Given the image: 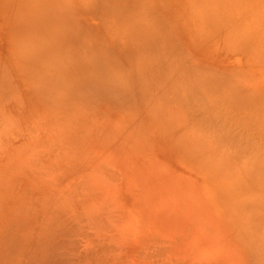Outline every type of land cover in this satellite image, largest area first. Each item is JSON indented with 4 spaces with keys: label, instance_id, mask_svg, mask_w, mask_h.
<instances>
[{
    "label": "rangeland",
    "instance_id": "rangeland-1",
    "mask_svg": "<svg viewBox=\"0 0 264 264\" xmlns=\"http://www.w3.org/2000/svg\"><path fill=\"white\" fill-rule=\"evenodd\" d=\"M25 1L26 0H22V1L21 0H0V24L2 25V26H0L1 27L0 28V54H1L0 57L2 56V58H5V60L6 59L8 60L9 57L13 58V55H12L13 53L15 56L16 48L13 49L12 51H10V50L7 51L6 46L10 45L11 44L10 42L12 40H15L18 37L17 36L18 34H17L15 29L17 27L22 26V22H23L22 20L24 18L23 12H33V14H34V11H35L36 17L34 18L32 16V20L30 21V23L33 22L34 24L35 23L40 24L41 22H38V21H41V19H43V18L44 19L46 18L45 19L46 22L48 21L47 22V25L49 24L48 28H46V26H47L46 22H43L44 28H43V30L41 29L42 32L40 30V32L38 33L39 34L38 36L41 38H39L37 36L38 37L37 40H36V38L34 39L36 44H37V42L43 43V41L44 42L49 41V40H46V38L50 37L51 35H53L54 38L50 37V39L52 38L55 41L59 37L60 38L62 37V39H64V37H65L64 31H66V29L65 28L63 29L62 27H60L62 25L60 23L62 21L63 22H70V20L68 21V19H70L69 16H68V18H66L67 16L66 17L64 16V18L61 17L65 14L67 15V13L69 12L67 10L68 6L66 7L65 6L66 4L64 2L62 3V1H66V0H62V1H60V0L52 1L51 0L52 5L54 4L53 6L58 7L59 8L58 11H60V13L62 12L61 14L59 12H57V8H55V7L52 8L53 6L50 5V3H49L50 0H43V1L42 0H27V2H25ZM35 1H37V2H35ZM80 1H82V2L86 1L90 4L89 7H93V8H97V9H99V7H101L100 5L102 2V0H98V1H96V0H79V2ZM109 1H110L109 3L111 5H108V6H112V9L114 8L115 12L114 11L110 12L112 10L111 9L109 11L111 14H107L105 16L106 19L104 22H107L110 24V25L106 26L105 36L111 37L114 34L113 39H114V41H115V39H117L116 44H119L120 40H121V42L124 41L123 40L124 39L123 30L128 29V27L131 28L133 26L131 28V31H133V29L135 27L136 32H134V33H136V34H138L137 30L144 28L140 31V32H142V35L141 34L138 35L139 37H141V36H143L144 32H145L144 34H147L146 36L141 38L142 41H144L146 38H149V40H151L150 39L151 37L153 38L151 41L153 45L151 44L150 41H149L150 43L148 42L149 44L147 43L150 46V48L152 46V48H151L152 50H150V48H149V50L148 49L143 50L142 46H144V45L146 46L147 45L146 43H142L141 41H139L141 43L137 42L136 39L139 37L136 34L135 35L137 36V38L132 36V34H130L131 33L130 30L127 32L128 34H126V36L129 37L128 39L131 40V44H130L131 46H129L130 47L129 49L124 50L125 52H128V53L124 54L125 56H123V58L127 62V64L123 63V66H125L126 69L129 68L130 65L128 63L133 61V60H136V58L139 57L138 56L140 54L139 52H142L141 50H143L144 51L143 54H145L144 56H147V59H145V61H144L145 62L144 68L146 67V71L144 72V75H142V77L145 78V81L149 82L150 77L151 76L153 77L155 75V74H152V70L155 71V69H156V72L159 71V73H157V74H159V76H156L157 75L156 74L153 77L154 80L158 79L157 80L158 82H155L152 78H151L152 79L151 82H149L151 85L150 89L151 90L153 89V92H151V90L148 89L150 91H148V97L144 98L145 103L144 104L142 103L140 105L137 104L136 107L144 110L145 109L144 106H146V104H148L150 102L148 105L152 104L153 106L151 105L148 107H152L153 110H154V108H156V111L153 112L154 114L158 113L157 111L159 109H161L162 106H165V107L167 106L168 109L163 108L164 110L170 109L171 106L169 107V105H173L172 103H174V101H172V100L176 99V97H174L171 94V96H172L171 99L170 98L166 99L169 101V103L171 101V103L169 104L168 101L166 102L163 95H160V97H161V99H164V100L156 99V97H154L155 93H156L154 90L156 89L157 92H159V91L161 92L162 87L161 88H155V87H157L156 84H158V86L163 85V87H164L166 82L169 80L168 76H167L169 73H166V71H168V70H166L167 67H165L166 69H161V71L158 70V69H160V67L163 68V66L166 65V64H164L165 60L163 59V57L165 56L164 57L165 59H166V57H169L171 61L169 60L168 64L173 63V65H175V64L172 60L175 61V59L179 58L178 59L179 61L178 60H176L177 62L175 61V63H177L176 67L179 69V75H178L179 79L177 80L179 85L176 82L175 86L177 88L179 86V88H178L179 91L175 90V91H173V94H175V95L179 94V96L181 95L182 96L181 98H183L182 100H183L184 104H185L186 98H187L186 100H191L189 98H193L194 103L197 104L196 107H193V106H195V104L192 101H190L193 103V104H191L192 106H190V107L194 108L195 110L192 111L193 109L191 110V108H190V110H188V112H190V111H192V112L188 113V112H186L187 109H185L183 107L182 109L184 111H181V112H183L182 114H184V115H186V114L188 115V116H186V118L188 117L187 119H189V116L192 119L196 118V120L194 119V121L197 122L199 120L198 123L195 124L193 122V120L190 121L191 120L190 119L189 123H187V126L190 125V126H188L190 128V132H188L189 129L188 130H187V128L184 129L185 128L184 125L187 122V119L184 117V119H186L185 120L186 122L181 123V124H183L182 127H184V128H182L181 131H178L181 134H184L183 129H184V131L186 130V132L189 136L187 138H191V140L193 141L191 147H189V148H191V150H190L191 152L189 150H184L180 147L177 148L175 146H172L170 143H168L169 138H172L175 135L174 130H171L170 132H166L168 129L165 130V127L169 126V125L163 126L162 124H156V123H155V125H152L149 123L148 120L143 119V117H141L139 114L135 115V116H129V113L127 110L130 108L134 109L133 105L130 106V108H125V107H127L126 105H128V104H124V103L123 104L122 103L117 104V103H114V102L109 100V101H104L105 104L102 101H99V103L101 102V106H100L99 103L98 104L96 103V102H98L99 98H96V96L90 90H88V93H87V91L85 90L86 87H84L85 86L84 81H82V79L80 78V80L76 81L77 86L73 83V85L75 86V91H77V93L74 92V95H75L74 98H72L73 96L71 97V99H70L71 104L69 103V104L65 105L64 107H57V106L49 105L46 108L45 106L43 107L42 106L43 103H41L39 101H37L35 103L32 102L31 103L32 105L30 103H29L30 105L27 104L29 106L22 105L21 107L26 106L23 109L22 108H16L15 106L12 107L11 105H9L8 107L7 106L5 107V110H6L5 113L7 115H11V117H9V119L16 117V118L12 119L13 122L18 120L17 119L18 116L24 121V123L22 121H20V124H18L19 122L17 121L18 123H16V124H17V126H19L16 128L17 130L15 129V131L8 134L5 138H3L0 141V148H1V146H6V144L8 142H12V141L16 142L15 145H14V142H12V144L14 146H16L15 149L10 148L9 149L10 151L7 150V153H6V156L4 157V159L5 160L8 159V160L5 162L9 163V161L11 162L13 159H15L16 161H12L11 162L12 164H15V162H18V161H21V162L25 161L27 163H36L37 167L40 170L43 167L47 174L49 172H53L52 176L50 178V182H49L50 184L48 183L47 186H45L47 189H50L53 191H57V189L62 190L64 188L68 189V187H70V186L75 188L79 185L78 187H80L83 184H86L85 182L87 181V179H88V181H89V179L90 180L93 179V180H91V183H94V184H97L99 182V184H101L102 186L100 185V187H98L99 185L97 184L98 190H102L103 188H104L103 192L108 190L106 193H102L99 191L100 193H102L101 196H103V194L110 195L111 198H110V196H108V198H110L111 201L113 200V202H116V203L111 202V204L113 203L112 206L116 207L117 206L116 204H119V207L121 208L120 209L117 206L116 208H114V210L117 208H118L117 211L120 210V211H118L119 213H117V211H115V212L117 213V216H118V217L117 216L116 217L118 219H120V217H121V219H122V221L120 220L121 222H119V226L121 224L120 227L122 229H119V227H117L118 231H113L114 227H116L118 225L117 221H119V220H117V218H115L116 214L113 215L114 210H112V212H111L112 213L111 216L113 215L114 218L109 216L110 214H107V212H106L107 210H102L100 216L98 215L97 216L98 218L95 219V221L96 220L98 221V219H99L101 222H103V221L109 222L110 219L111 220L115 219L112 221L113 229L110 230L111 235H113L112 231L118 233L121 230L122 232H120V234L118 233L119 235L116 234L118 236H113V238H111V236L108 237L106 235L108 237V239L105 236V240H112V239L118 240L119 239V242L125 241L126 242V243L124 242L125 243L124 246L126 247L125 249H127V251L129 252L127 254L126 250L124 251V248H123L124 246L122 245L123 242H120V243H122L121 245L119 243L118 244L114 243L115 247H114V244L111 242H109V243L113 244V245H110L112 247L108 246L109 245L108 242H105V243L103 242L104 245L107 243L108 245H106V246L110 247V249H113L114 252L110 253V254L115 255V254L123 252V254L126 255L127 258H131V254H132L133 250L135 249V251H137L139 249L138 245H140L144 241V240L142 242L140 241L141 240L140 238H142L140 236L145 237L146 235H148L147 237H145V238L143 237L142 239L147 238L149 240L150 239L153 240V237L149 236L150 234L151 235L153 234L154 238H156L154 240L162 241L163 243H162V245L160 244V246H158V247L156 246V248H157L156 250L158 251V253H156L157 251L154 252L155 249H153V246H152V248H149L150 246L149 247L146 246L149 249L148 251H150V249H153V252L156 254H160V253L164 254L163 251H160V250H163V248H165V249L167 248L169 250H166V253L167 252H174V253L178 254L177 255L178 257H181L182 259H184L183 256H185L186 259L183 260V262H185L184 264L187 263V261H185V260H188V263L190 262L189 260H191V259H187V257L192 258V261L190 264H194L195 262L213 264V263H216V262L222 260V257L224 255L227 256L228 258L232 259V260H234L236 258H242L243 257V251L242 250L244 247H242L240 242L237 240L238 239V233L236 234L235 227L233 228V224L235 225V223L232 219L229 220L228 218L223 216V214L221 212L222 206L225 208L224 211L227 212L228 208L226 210L225 204L227 206H230L229 204L231 202H233V200L229 204H228V202L232 197H235L233 195L235 192H232L231 194H230V192H228V194L226 192V194H225L222 191V193L220 194L214 188V186H213L214 184H212L209 177H207V175L205 173L201 172L200 169H198L196 167L197 165H190V163H226L228 161L229 163L232 164L233 162L238 161L237 162L238 164L236 162L232 164L233 167L226 165V167L227 168L229 167V170H231L230 174H231V172L232 173H238V172H235L233 170V168H235L234 166H236L235 169H237L238 168L237 165H239V163H241V164L244 163L242 165H245L247 163L245 165L246 167L248 166V164H250V166L254 165L253 169H251V172H249L248 169H250L252 167L249 168V166H248V168H246L245 166L239 165L240 170L243 169L242 171L246 174L245 175L242 173L241 175H244V177H243L244 179L247 176L246 177V178H248L247 181H245L244 179H243L244 181L238 180V179L236 181V178H234V176L232 174H231L232 176L229 174L227 176L228 177L230 176L229 178L233 177L236 181V184H237V182H239V184L237 185L238 188H236V191H238L236 193L237 194L239 193L240 194L239 196H242L245 194H250V193H248L247 190H246L247 193L246 192L245 193L243 192V194L240 193L241 187L244 186V184H246V182H248V181L253 182L251 179H255V182H256V179H258L259 175L262 176V179H260L262 184L260 183V181L258 182V184L261 187H263V190L261 187H259L257 185V183H254V185H257L254 187H259V188L255 189L259 192H260V189L262 191H264V186H263L264 181H262L264 179V172H263L264 171L263 170L264 169V166H263V164H264V160H263L264 159V157H263L264 156V154H263L264 153V146L263 145L264 144L263 145L261 144L264 141L260 142V140H261L260 138L262 136L264 137V135H262V136L258 135L261 132L260 129L261 128L264 129V127H263L264 124H262L263 125L262 127H261V125L259 126V124H258V123H260V124L264 123V0H130L131 1L129 4L130 6L129 5L119 6L120 3L118 2V0H109ZM116 1L118 2L117 4H116ZM156 1L159 4L156 6H152L151 4H155ZM30 2H31V4H30ZM38 2L41 3V5H39ZM42 2H44L45 4H43ZM36 3H38V4H36ZM57 3L60 4V6H58ZM1 4H3V5L1 6ZM9 5H11V6H9ZM24 5L28 6V7H30V6L32 7V5H34L33 8L35 7V10L32 11L33 8L28 9V7H27V9L25 11L26 7H24ZM42 5H43V7H41ZM117 5H118V7H117ZM44 6H45V9H43ZM36 7H37V9L39 8V10H41V11L45 10V11L41 12V17L39 15L40 12H39V10L36 9ZM49 7H51L52 10ZM60 7H62V8H60ZM64 7H65V10H64ZM117 8H120L121 9L120 11H122V13L121 12L119 13L118 12L119 10ZM53 9H55L56 12ZM60 9H62V10H60ZM21 10H22V12H21ZM52 11L54 13H52ZM88 11H89V9H88ZM44 12H46V15L42 14ZM37 13H38L39 17L37 16ZM57 13L60 14L61 18H63L62 21H61V18L59 19V15ZM80 13H83V11L81 9H80ZM53 14L58 15V16L56 15L54 17V20L57 19V22H56V20L54 21L52 19L54 16ZM149 14H150V16H149ZM83 15H84V17L79 16V20H80L79 22L81 24H83V26H84V28H86V30H88L87 26H85V24H84V21L86 24H88L86 21V18L88 19V17H85L86 16L85 12L83 13ZM157 16L159 17L158 19H157ZM18 18L21 20L19 21ZM171 18H173V19H171ZM64 19L67 21H65ZM88 20L91 21L92 19L89 18ZM153 20L156 21L155 25L153 24L154 23ZM158 20L160 21V23L158 22ZM170 20L174 21V23L176 24L173 26L178 27V28L172 27L173 28V31H172L173 38H171V34L167 35V32L164 30L165 28L168 30V22H170ZM151 21H153V22H151ZM113 22H116V24H117L116 28H118V29L113 27V24H114ZM65 24L66 23H63L62 26L63 27L65 26L66 28H68L69 24H66V25ZM135 24H138L139 27H140V25H142L143 27L137 28L138 26L136 25L137 26L136 27ZM54 25H58V26H54ZM148 26H150L152 28L150 29V27H148ZM54 27L57 28L56 30H58V28H60V29L62 28L63 33H60V30H59V35L57 34L58 31H56L57 33L52 32V30L54 31V29H53ZM117 31H121V34H119V32H118V36H115L116 35L115 33H117ZM179 31L182 33H185L188 36V38L191 40L192 46H186V43L183 42V40L181 38V34L179 33ZM150 32H154V34L150 35ZM68 33H71V32L68 31L67 35H69ZM5 34L6 35L8 34L7 37ZM40 34L42 36H40ZM56 34L58 36H56ZM60 35H62V36H60ZM154 37H159V39H156ZM168 37L170 38V40ZM155 39L158 40L159 42H156ZM40 40H42V41H40ZM129 40H127V42H129ZM146 40H148V39H146ZM146 40H145V42H146ZM172 40H173V42H172ZM67 41H63L62 42L63 44L60 43L59 47H57L59 50H61L60 51L61 53L57 52L58 50L56 51L57 48L52 50L51 56L53 58L54 57H58V58L60 57V56H56L57 53H59L61 55L62 54L73 55L72 52H74V51L78 52L81 49L80 46L82 45V42H79V41H82V40H76L75 39V40H71L70 42H67ZM3 42H5V43H3ZM15 43H17V42H15ZM139 44L140 45L142 44V46L140 47ZM69 45H71V46H69ZM135 46H137V47H135ZM16 47H17V45H16ZM70 47H74V48H70ZM75 47L76 48L79 47V48H77L78 50H76ZM154 47H156L158 49L155 50ZM18 49L19 48H17V50ZM54 50H55V52H54ZM70 50H72L71 53H69ZM2 51L3 52L5 51L6 53L2 54ZM147 51L151 52V53L148 54ZM146 53H147V55H146ZM173 53L178 54V56H180V57L182 56V58H184L183 62L181 61L182 59L180 57L174 56ZM75 54L77 55V53H75ZM162 54H163V56H162ZM111 56L117 58L116 56H114L113 52L111 53ZM144 56L141 57L142 58L141 60L144 59L143 58ZM186 57L188 59H190L191 61L194 60L193 61L194 63L191 62L190 60H188ZM2 58H0V59H2ZM153 58H155L156 61H154ZM160 58H162L164 61L161 59L162 60V62H161ZM54 59H57V58H54ZM77 59H79V58H77ZM124 59H122V60H124ZM148 59L149 60L151 59L154 62H152L150 60L149 63H147ZM157 61H159L160 63H157ZM150 62H151V64H150ZM155 62L157 64H161V65L156 66ZM184 62H187L188 66H186ZM146 63L148 66L146 65ZM153 63H154V65H153ZM150 65H152V66H150ZM151 67H152V70H150ZM199 69H201V70H199ZM147 72L150 73L151 76H149L150 74H148ZM145 74H146V76L147 75L148 76L146 77ZM161 75H163V76L166 75L167 77L165 79H163V78H161L162 77ZM212 79L216 82V85L218 87V90H217L218 96H221V97H218V101H215V106H216L215 110L217 112L214 113V111H215L214 109H212V111L211 112L209 111V112H210L211 116H214V118L218 120L219 123H222V122L225 123L226 122L225 124L223 123V129L224 130L222 129V130H219L218 132L215 130H217L218 127L220 128V126H222V124H220V125L217 124L218 122L216 120H215L216 126H218L217 129H215L216 126L212 124V123L215 124L214 121L213 122L210 121L209 125L212 124L211 126L205 125L208 123V121H206L205 119H204V123L205 122H207V123L203 124V122H200V120H203L202 117L200 118V116L204 112L200 108H202L203 106H206L210 97L206 95L207 97L205 98V94H203L201 92H200L201 94H198L199 92L196 91V90H198V91L200 90L199 89L200 87L198 85H200L202 83L207 84L210 80L213 81ZM164 80H166V81H164ZM194 80L196 81L197 85L192 83ZM159 81H161V82L159 83ZM187 81H189V82H187ZM153 82L156 84H153ZM161 83H164V84L161 85ZM198 83H200V84H198ZM187 84H189L190 86ZM192 84L194 86H192ZM147 85L149 87V84H147ZM81 87L85 90V93H87V94L83 95L84 92H80L83 90ZM176 87H175V89H177ZM180 87L183 89L181 90ZM211 87H212V85H211ZM80 88L82 90H80ZM195 88H196V90H195ZM213 88H216V87L213 86ZM213 88H212V90H215ZM158 89H160V90H158ZM184 90L187 93L186 95H185ZM234 90H235V92H237V95L235 96V98L236 97L238 98V99H236V102H237L239 107L236 106V103H235L234 105H231L229 108V104L224 103L225 100L228 98H224V97H228L231 94H235ZM181 91L183 92V94L180 93ZM238 91L241 94V96L238 93ZM174 92H176V93H174ZM203 92L205 93V90H203ZM156 94H158L156 96H159V93H156ZM81 95H82V97H81ZM86 95H88V96H86ZM183 95H184V97H183ZM83 97L85 99L86 104H81L82 102H79L83 99ZM90 97H92V98H90ZM75 98L78 99L77 100L78 104H76L77 102L75 101L76 100ZM91 99H93L92 101H95L94 104H93V102H91ZM146 99H148L149 101L148 100L146 101ZM182 100H181V102H182ZM83 102H84V100H83ZM175 102L177 103V100H175ZM183 102L182 103L179 102L180 105L178 106V108L174 107L173 109H175V108L180 109L181 105H184ZM216 102H217L219 108L222 107L221 108V109H223L222 113H218V111L221 109L218 110V108H217L218 106H217ZM222 103L224 106L222 105ZM107 104L109 106H107ZM219 104H221V105H219ZM177 105L175 104L174 106H177ZM240 107H244L243 108L244 110ZM9 108H10V110H9ZM226 108H228V114L231 112V114L229 116H227V119H228L227 121H225L226 118H223V119L219 118L220 116L225 117L222 114L226 115V113H227ZM238 108L240 110H238ZM173 109H171L172 111L170 110L171 113L174 112ZM196 109H197V111H196ZM229 109H230V111H229ZM15 110H17V111H15ZM20 110L22 112H20ZM124 110H126L127 112L125 111L126 113H124L123 112ZM224 110H226V112H224ZM170 111H168V112H170ZM240 111H246L247 115H250V114L253 116L255 115L254 117H258L257 119L260 118V120H258L259 122L254 121L256 119L252 120L250 117H248V119H250V121H249V123L247 122L248 124H246V121H247L246 120L247 118L245 116L246 112H241L244 114L243 115V114L239 113ZM196 112L198 113L197 115H196ZM248 112H250V113H248ZM252 112H254V114H252ZM171 113H169V114H171ZM127 115H128V118H127ZM204 115H206V112L204 113ZM215 115H220V116L218 117ZM231 115H232V118H235L236 120H238V122H234V125H236L235 127H237L236 129H234V125H232L234 119L231 118L233 121L231 119H229L231 117ZM244 116H245L244 119L246 121L245 120L242 121L243 118H241V117H244ZM184 119H183V121H184ZM219 119H222V120L219 121ZM239 119L241 120L240 124H239ZM138 120H140V121H138ZM230 120L232 121V123L230 122ZM251 120L253 123H255V124H252V126H250ZM25 121H27L29 125L26 124L27 122L25 123ZM36 122L39 123V126L33 127V128H36L35 130H38V131H34L33 128L31 129L32 132H34V134H31V132L28 130V128H26L28 131L23 129V128H25L24 127L25 125H26V127H27V125L32 126ZM228 122H229V124H228ZM38 123H36V125ZM199 123L201 126L197 125ZM243 123L246 124V127L248 129L246 127H244L245 125ZM174 124H176V123L174 122ZM241 124H243V125H241ZM256 124L258 127L254 128L256 126ZM224 125L226 127H228L229 129L225 128ZM239 125H240V127L242 126L241 129H240V127H238ZM214 126H215V128H214ZM252 127H253V130H252ZM244 128H246V130ZM207 129L208 130L210 129L209 130L211 132L210 134H209V131ZM225 129H227V130L225 131ZM233 129H234V131L232 133L231 131ZM237 129H238V133L235 132V131H237ZM255 129H256V131H255ZM211 130H213V132ZM247 130H249V131L251 130V131L249 132ZM214 131H215V133H214ZM221 131H223V133ZM240 131H242L243 136H242V134H240L241 133ZM28 132H30V134L32 136L35 135L34 136L35 138L38 137L37 138L38 140H40V141L42 140L43 144L47 143L46 145H48V142H49V145L47 146V148H42V146L37 145L41 149H39V152H38L39 156L38 155L36 157L34 156L35 158H33V156H32L34 150H32L30 148V147H33L34 145H33V143L28 142L29 138L30 137L32 138V136H30V134ZM204 132H205L204 137H206V134H207L208 139H212L213 135H215V136H213V138L217 137L216 138L217 141L219 140V138H221L220 142L218 141L219 144L215 142L216 140L214 138L213 140H211L212 145L211 144H204L203 145V146L208 145L207 147L214 146V147H212L213 149H215L217 147L216 151L214 150L215 152L211 148L209 150H207L208 154L210 156V158H208L209 159L208 161L205 160L203 156H201V155H203L204 150L201 152L196 151V148L199 147V146H197L199 144V140L202 139L201 136L204 135ZM224 132H226V133L230 132L225 136L226 141H224V138H225L224 136L220 137L222 134H224ZM243 132H245L247 136L246 135L244 136L245 133H243ZM236 133H237V135L235 136ZM252 133H253V139H251ZM263 133L264 132H261L260 134H263ZM239 134L242 137L238 136ZM184 135H186V134H184ZM254 135H256V136H254ZM228 136H230V138L227 140ZM16 137H18V138L15 139ZM256 137L259 138V141H256V143H255L254 139L257 140ZM263 137H262V140L264 139ZM238 138H240V141L237 140ZM241 139H244V140H241ZM246 140H249V143L246 142ZM252 140H254V141H252ZM201 141L205 142L206 139H203ZM243 141H245L248 144V147L246 146L247 144L245 142L243 143ZM240 142H242L243 144H246V145H244V146H246V148H244L243 145H240ZM257 142H260L261 146H258L259 143H257ZM22 143H24V144H22ZM206 143H207V141H206ZM209 143H210V141H209ZM215 143L218 146H215ZM234 143H235V145H234ZM20 144H22V146ZM253 144L254 145L257 144V148H252L254 146ZM17 145H20L22 148L18 147ZM251 145H252V147H250ZM10 146H11V143H10ZM17 147H18V149H16ZM241 147L244 148L243 149L244 151L240 149ZM249 147H250V150H252L253 152H256V151H258V152L257 153L252 152V153H250V155L247 154L249 151ZM24 149L25 150L27 149V151L25 152ZM33 149H35V147ZM198 149L199 148H197V150ZM257 149H259V150H257ZM245 150L247 151V153L245 152ZM23 151H24V153L22 154L23 158H21V156H19V152L22 153ZM30 151H32V152H30ZM209 151L211 152V154H213V152H214L213 155L216 154L215 157H213V156L211 157ZM260 151L262 153V157L260 155L261 154ZM196 152L199 154H197ZM205 152L206 151H204V153ZM249 152H251V151H249ZM258 153H260V154H258ZM255 154H257L256 156L259 155L261 158L259 156H258V158L254 157ZM206 155L207 154H205V156ZM9 157H10V159H9ZM24 157H27V158H25V160H24ZM36 158H38L39 160H37ZM252 158H254V159H252ZM249 160H251V161H249ZM259 161H262L263 164L262 163L259 164ZM21 162H18V163H21ZM228 162H227V164H228ZM249 162H251V163H249ZM255 163L262 165V167L257 166V164L255 165ZM255 166L257 168L259 167L260 169H262L261 170L262 173L257 172V170H255ZM92 169H94L95 171H93ZM255 171H256V173H255ZM227 172H229V171L227 170ZM91 173H93L95 176L92 175ZM95 173H100L101 176L99 174L96 175ZM249 174H252L253 176L256 175V178L253 177L252 175L250 177ZM102 175L104 177L109 176L107 179H110V181L107 180V182L109 181L107 183L106 180H104L106 178H104ZM215 175H217V174L215 173ZM215 175H213V176L215 177ZM222 176H224V175H222ZM222 176L218 175L219 180H216L217 178L216 179L213 178L214 181L219 182V184H217V185H220L222 183L221 187H222V185L226 184V182H228V181L230 182L228 177L224 176V177H226V179H224ZM87 177H89V178H87ZM95 177H96V179H95ZM100 177H103L102 178L103 180H101L102 182L100 181V179H101ZM85 178H87V179H85ZM239 178H242V176L241 177L239 176ZM25 179H26V177H25ZM22 180L24 181V179H22ZM22 180H21L22 183L20 182L17 184L18 185L17 191H19L20 195H25L28 198H30V196H32V195L35 198L42 195V194H40L39 191H40V188H42L43 186L40 185L41 186L40 187L39 185H34V184L30 185V183H25V181L23 182ZM83 180L84 181L86 180V181L82 184ZM93 181H97V182H93ZM103 181H104V185L102 184ZM232 181H234V180L232 179L230 183H233ZM241 181H243L244 183H242V185L240 187L239 185L241 184ZM80 182L82 185L79 184ZM218 182H216V183H218ZM91 183L89 182V184H91ZM94 184L93 185L91 184L90 186L93 187ZM36 186L40 187V188H38L39 189L38 192L35 191ZM90 186L88 187V190H87L89 192V195H91L90 190L93 189L92 192H94V189L97 188L96 185L94 186L95 188L91 187L92 189L90 188ZM246 186H250V185H245V187ZM32 187H34V188H32ZM72 187H70V188H72ZM101 187H103V188H101ZM251 187H253L252 184H251ZM105 188H106V190H105ZM32 189L35 192H32ZM249 189H252V188H248V190ZM262 191L260 193L262 195H264V193ZM241 192H242V190H241ZM78 193H80V191H78ZM72 194H75V195L77 194L76 189H75V192H73ZM92 194H94V193H92ZM255 194H257V198L260 197L258 195H261L258 192L253 193V197H255V198H256ZM86 195L90 198L93 197L94 199L92 198V200H94V201H96L95 200L96 198L98 200H102V199H100L101 196H97V194H95L97 197L94 195H92V197L89 196L88 194H86ZM222 195H224V196H222ZM87 196H85L83 200H85V198H87ZM230 196H232V197L230 198ZM239 196H237V197H239ZM104 197H105V199H107L106 196H104ZM79 198H82V196L78 197V205H79L78 207L81 208L80 204L83 205V202L81 203L80 200L82 201V199H79ZM223 198L224 199L226 198L225 199L226 202ZM245 198L247 200L248 196L247 197L245 196ZM260 198L261 199H257L255 201L252 197H250V199H253L255 202H259L258 203L259 205H257L258 207L259 206L264 207L263 206L264 204L261 203V202L264 203V197H260ZM234 199H236V200L239 199L237 201L238 204L241 201L240 198H234ZM236 200H234V201H236ZM75 201H76V199H75ZM221 201H224V202H221ZM99 202H101V201H99ZM99 202H97V203H99ZM244 203L246 204L247 202H244ZM252 203H253V201H252ZM252 203L250 205H252ZM256 204L257 203H255L253 205H256ZM110 206H108V207H110ZM77 209H76V211H78ZM128 209H130L133 212L131 214L136 216L137 220L134 218L133 215H132L133 217H131V215H130L131 211H127ZM121 210H125L127 213H125L124 211H121ZM108 212L110 213V211H108ZM120 212H121V215L119 217ZM122 212H123V214H125L126 217L128 215L129 216L127 218L124 217ZM134 212H136V213L134 214ZM74 213H75V211H74ZM76 213H78V212H76ZM106 214L108 215V216H106L107 218L110 217L108 220L104 217ZM103 217L106 220H104ZM128 218H129V222H131L132 224H133V222H132L133 220L132 221H130V220L134 219V222L136 223L135 225L140 224V226H138V227L139 228L143 227L142 229H144V230L142 231L141 228L137 229V227L133 224V226L136 227V228H134L132 226V224L127 221ZM138 220L140 222L137 223ZM114 221H115V223H114ZM231 221H233V224ZM105 222H103V223H105ZM108 222H106V223H108ZM123 222L125 224L129 223V225H128L129 227L127 225L125 226V224ZM103 223H101V224H103ZM105 224H103V225H105ZM141 224H143V225H141ZM97 225H98V222H97ZM123 225L125 226V228H123ZM75 227L76 226H74V228ZM131 228H133L132 230L137 229L138 232H142L144 234L140 233L142 235H138L136 233V230H135V231H133V235L131 236L132 232H129V229L131 231ZM105 229L103 230V232L107 231ZM189 229H190V231H189ZM156 230L158 232H156ZM148 231H149V234H148ZM107 233H108V231H107ZM127 233H129V235L131 237L128 235L129 238H127V236H125V234H127ZM77 234H80L78 232V230H76V232L74 233V240L75 239L77 240V237H76ZM121 234H124L123 236L125 237L126 240L124 239V237H119V236H121ZM109 235H110V233H109ZM158 236H160V237H158ZM81 237H82V234L80 235V238ZM114 237H116V238H114ZM182 237L184 238V241H183ZM159 239H161V240H159ZM80 240H83V238L79 239V242H80ZM154 240H153V242H154ZM177 240L180 244L182 243L180 246L177 244L178 243V242H176ZM127 241L130 244H132V247H128L130 244ZM158 241H156L157 243H154V245L155 244L158 245L159 243H161V242L158 243ZM116 242H118V241H116ZM146 243L147 244H145V243L144 244L148 245L150 242L146 241ZM83 244L85 245V243H83ZM171 244L172 245L175 244V245L171 248V246H172ZM150 245H153V244L151 243ZM204 245H205V247H204ZM117 246H119V247L117 249H114ZM164 246H166V247H164ZM182 246H183V248H182ZM128 248L129 249L131 248V252ZM136 248H137V250H136ZM143 248L144 247H142V249H141L142 253H140L139 250H138L139 252L138 251L137 252L140 254L137 253V255H136V253L133 252L134 253L133 256L135 255V257H132V260L126 259V261L129 260V262H130L129 264H132V262L134 260V262L140 264L138 262V260H136V258L138 259V257L141 254L143 255V252H144V251H142V250H144ZM159 248H160V250H158ZM176 248L178 250H175ZM108 249L109 248L106 249V247H105L106 251ZM118 249H121V250L123 249V251H121V252L115 251ZM106 251H105V254L107 253ZM151 252L152 251L148 252V254H151ZM179 253H180V255H179ZM182 253H183V255H181ZM187 253H188V255H187ZM108 254H109V252H108ZM124 255L122 256L124 258L123 260H125V258H126ZM191 255H192V257H191ZM193 259H195V260L193 261ZM119 263H123V262L120 261ZM124 264H126V263H124Z\"/></svg>",
    "mask_w": 264,
    "mask_h": 264
},
{
    "label": "bare ground",
    "instance_id": "bare-ground-1",
    "mask_svg": "<svg viewBox=\"0 0 264 264\" xmlns=\"http://www.w3.org/2000/svg\"><path fill=\"white\" fill-rule=\"evenodd\" d=\"M52 1H54V0H52ZM55 1H57V0H55ZM60 1H62V0H60ZM67 1L68 0L62 1V3L64 2L66 4L65 6L66 7L68 6L67 10L69 12L67 13V15L65 14V15H63L61 17L64 18V16L65 17L67 16L66 18H68V16H69L70 19H68V21L69 20H70V22L72 21L71 23L70 22H63L62 21L63 18L60 17V14L62 12L60 13V11H58L59 8L53 6L54 4L52 5L51 0L49 1V3H50V5L53 6V7L51 6L52 8H54V7L57 8V12L60 13V14L57 13L59 15V19L61 18V21H62V22L60 21L61 23L60 22L59 23L62 24V25H63V23L69 24L68 28H66L65 26L63 27L62 25L60 27H62L63 29L65 28L67 32L70 31L71 33H68L69 35H67V32L64 31L65 32V37H64L65 40L62 39V37L61 38L59 37L55 41L52 38L50 39V37H53V35H51L50 37L46 38V40H49V41L45 40L46 42H44V41H43V43L42 42H40V43L37 42V44H36L34 39L36 38V40H37V38L39 37L38 33L40 32L41 29L43 30V28H44L43 27V25H44L43 22H46V20H45L46 18L45 19L43 18L45 21L43 19H41V21H38V22H41L40 24L39 23H35L34 24L33 22L30 23V21L32 20V16L34 18L36 17V15H35L36 13L34 11L35 7L33 8L34 5H32V7L31 6L28 7L29 6L28 4H27L28 6L24 5V7H26L25 11H26L27 7H28V9L29 8L30 9L33 8L32 11H34V14H33V12H23L24 13V15H23L24 18L22 20L23 21L22 22V26L21 27H17L15 29L17 34H18V35L17 34L16 35L18 37L15 40H12L10 42L11 43L10 45L6 46L7 51L8 50L12 51L13 49L16 48L15 56H14V53H13L12 54L13 58L9 57L8 60L7 59L5 60V58H2V56L0 57V58H2V59H0V141L3 138H5L8 134H10L13 131H15V129L17 127H19V126H17L16 123L19 122L18 124H20V121H22L24 123V121L19 116L17 117V119H18L17 121L18 122L17 121H15V122L12 121V119H14L16 117L12 116L13 118L9 119V117H11V115H7L5 113V111H6L5 107L6 106L8 107L9 105H11L12 107L15 106L16 108H22L23 109L26 106L21 107L22 105H27L29 103L31 104L32 102L35 103V102L39 101V102L43 103L42 106L43 107L45 106L46 108L49 105L57 106V107H64L65 105H67L69 103L71 104V102H70L71 97L73 96L72 98H74V96H75L74 92L77 93V91H75V86L73 85V83L77 86L76 81L80 80V78H81L82 81H84V84H85L84 87H86L85 90L87 91V93H88V90H90V91L93 92V94L96 96V98H99L98 102H96L97 104L99 103V101H102L105 104L104 101H109L110 100V101H112L114 103H117V104H120V103L128 104V105H126L127 107H125V108H130V106L133 105L134 109H132V108H130L128 110L126 109L128 111V113H129V116H135V115L139 114L141 117H143V119L148 120L149 123L152 124V125H155V123L156 124H162L163 126L169 125V126L165 127V130L168 129L166 132H170L171 130H174L175 131V135L172 138H169V142L168 143H170L172 146H175L177 148L180 147V148H182L184 150H189L190 151L191 148H189V147H191L193 141L191 140V138H187L189 136H188L186 130L184 131V129L187 128V130L189 129L188 132H190V128L188 127L190 125L187 126V123H189V120L190 119H191L190 121L193 120V122L195 124L198 123L199 120L196 122V121H194V119L196 120V118L192 119V118H190V116H189V119H187L188 117L186 118V116H188V115L187 114L184 115V114H182L183 112H181V111H184L182 109L183 107L185 109H187L186 112H188V110H190V108H191V110L193 109L192 111H194L195 109L190 107V106H192L191 104L194 103V99L193 98H189L191 100H186L187 98L186 99L184 98L185 99V104H184V102L182 100L183 98H181L182 97L181 95L179 96L178 93H177L178 95L173 94V91H175V90L179 91V89H178L179 86H178V88L175 86L177 80L179 79V76H178L179 75V69L176 67L177 63H175V61L178 60L179 58L175 59V61L172 60L174 62V64H175V65H173V63L172 64H168L170 58L166 57V59H165L164 58L165 56H164L163 59L165 60V63L164 62L163 63L166 64V65L163 66V68L160 67V69H158L159 68L158 67L157 69L161 71V69H166L165 67H167L166 70H168V71H166V73H169V74L168 75L166 73L165 74L168 76L169 80L167 79L168 81L166 82L164 87L162 85L164 83H161L162 86H158V84L153 82V84L157 85V87H155V88H161L162 87L161 88V90H162L161 92L160 91L157 92L156 89L154 90L156 93H159V96H156L158 94L155 93L154 97H156V99H161L160 95H163L165 100L168 99V98L171 99V97H172L171 94L174 97H176V99L172 100V101H174V103H172L173 105H169L171 103V101L169 103V101L166 100V102L168 101V103H169L168 104L169 107L171 106L170 109L169 110H164L163 108L168 109L167 106L166 107L162 106V108H161L160 107L161 105H160L159 107L161 109H159L157 111L158 113L154 114L153 112L156 111V108H154V110H153L152 107H148V106L152 105V104L148 105L150 102L149 103L147 102L148 104H146V106H144L145 107L144 110L141 109V108L136 107L137 104L140 105L142 103L143 104L145 103V101H144L145 99L144 98L148 97V91L151 90L150 89L151 85H150L149 82H151L153 77L157 73H159V71L156 72V69H155V71L152 70V67H151L150 70H152V74H155V75L152 77L151 74L147 72L148 74H150L149 76H151L150 77V81L149 82L145 81V78L142 77V75H144V72L146 71V67L144 68V65H145L144 61H145V59H147V56H144L145 54H143V52H144L143 50H146V49L149 50L150 46L148 44L152 41L153 38L151 37L150 38L151 40H149V38L145 37L148 40H146L144 38L146 40V42H145L144 39H143L144 41H142L141 38H143L147 34H144L145 33L144 32L143 36L139 37L138 35H140V34L142 35V32H140V31L142 29H144V28H141L140 30H137L138 34H136V33H134V32H136V30H135L136 28L135 27H134L133 31H131V28L133 27L132 26L131 28L128 27V29L123 30L124 39L123 38L122 39L124 41L121 42V40H120L119 44H116V42H117L116 40L117 39H115V41H114V39H113V35L114 34L111 37L105 36L106 26L110 25L109 23L104 22L105 19H106L105 16L107 14H111L110 12H112V11L115 12V9L114 8L112 9V6H108V5H111L109 3L110 2L109 0H102L101 5H100L101 7H99V9L93 8V7H89L90 4L88 2H86V1L85 2H82V1L79 2V0H74V1L73 0H69L68 2ZM96 1H98V0H96ZM25 2H27V0ZM35 2H37V1H35ZM118 2L120 3L119 6H123V5H129L131 1L130 0H118ZM118 2L116 1V4ZM38 3H36V4H38ZM42 3L45 4L44 2H42ZM3 4H1V6ZM30 4H31V2H30ZM158 4L159 3L156 1L155 4H151V5L152 6H156ZM39 5H41V3H39ZM57 5L60 6V4H58V3H57ZM9 6H11V5H9ZM41 7H43V5ZM51 7H49V8L51 9ZM62 7H60V8H62ZM117 7H118V5H117ZM36 9H37V7H36ZM43 9H45V6H44ZM80 9L83 11V13L84 12L86 13L85 17H88V19L89 18L92 19L90 21V20H88L86 18V21H87L88 24H86L85 21H84V24H85V26H87L88 30H86V28H84L83 24H81L79 22L80 21L79 20V16L84 17L83 13H80ZM88 9H89V11H88ZM117 9L119 10L118 11L119 13L120 12L122 13V11H120L121 10L120 8H117ZM37 10H39V8ZM53 10L55 11V9H53ZM60 10H62V9H60ZM64 10H65V7H64ZM43 11H45V10H43ZM43 11L39 10L40 17H41V12H43ZM21 12H22V10H21ZM52 13H54V12L52 11ZM42 14L46 15V12H44ZM57 14H53L54 15L53 18H52L53 20H54V17ZM39 15L37 13L38 17H39ZM149 16H150V14H149ZM158 18L159 17L157 16V19ZM171 19H173V18H171ZM20 20L21 19H19V21ZM55 20L57 22V19H55ZM65 21H67V20H65ZM153 21H151V22H153ZM47 22H46V25H47ZM155 22L156 21H154V23H153L154 25H155ZM158 22L160 23L159 20H158ZM113 23H114L113 27L116 28L117 27L116 22H113ZM136 25L138 26V24H135V26ZM173 25H176V24L174 23V21L170 20V22H168V30L166 28L164 29L167 32V35L171 34V38H173V34H172L173 28L172 27L178 28V27L173 26ZM0 26H2V25L0 24ZM48 26H49V24L46 26V28H48ZM54 26H58V25H54ZM140 27H143V26L140 25ZM140 27L138 26L137 28H140ZM148 27H150V26H148ZM62 28L61 29L58 28V30H56L57 28L54 27L53 28L54 31L52 30V32L57 33L56 31H58L57 34L59 35V30H60V33H63L62 32V30H63ZM151 28L152 27H150V29ZM116 29H118V28H116ZM42 30H41V32H42ZM129 30L131 32V33L130 32L129 33L132 34V36H134L136 38H137V36L139 37L137 39L135 38L137 40V42L141 41L142 43H146V44L149 41L150 42L147 44L149 47L147 45L146 46L145 45L142 46V44L141 45L139 44L140 47L141 46L143 47V50H141L142 52H139L140 53L138 55L139 57H137L136 60H133V61L128 63L130 66H129V68L126 69L125 66H123V63L127 64V62L125 61L123 56H125L124 54L128 53V52H125L124 50L125 49L126 50L129 49L130 48L129 46H131L130 45L131 44V40H129L128 39L129 37L126 36V34H128L127 32ZM118 32H119V34H121V31H117V33H115L116 34L115 36H118ZM179 33L181 34V38H182L183 42L186 43V46H192L191 45L192 44L191 40L188 38V36L185 33H182L180 31H179ZM57 34H56V36H58ZM152 34H154V32H150V35H152ZM7 35H6V37H7ZM40 36H42V35L40 34ZM60 36H62V35H60ZM39 38H41V37H39ZM154 38L159 39V37H154ZM75 39L76 40H82V41H79V42H82V45L80 46L81 49L78 52L74 51L75 53H77V55L74 52H72L73 55H71V54H66V55L59 54V53H61L60 52L61 50H59L57 47H59L60 43H62L63 41H67V40H68L67 42H70L71 40H75ZM156 39H155V41L159 42ZM127 40H129V42H127ZM169 40H170V38H169ZM40 41H42V40H40ZM15 42H17V43H15ZM141 42H139V43H141ZM172 42H173V40H172ZM3 43H5V42H3ZM151 44H152V42H151ZM16 45H17V47H16ZM69 46H71V45H69ZM135 47H137V46H135ZM17 48H19V49L17 50ZM70 48H74V47H70ZM77 48H79V47H77ZM77 48H76V50H78ZM151 48H152V46H151ZM151 48H150V50H152ZM154 48H155V50L158 49L156 47H154ZM53 49H56V51L58 50L57 52H59V53H57L56 56H60L59 58L58 57H54V58H57V59H54L51 56ZM71 51L72 50H70L69 53H71ZM54 52H55V50H54ZM112 52H113L114 56H116L117 58L111 56ZM5 53H6L5 51L4 52L2 51V54H5ZM149 53H151V52H148V54ZM173 54L176 57L178 56V54H176V53H173ZM146 55H147V53H146ZM142 56H144L143 60H141ZM162 56H163V54H162ZM178 57H180V56H178ZM77 58H79V59H77ZM180 58L182 59L181 61L183 62L184 58H182V56ZM122 59H124V60H122ZM153 59H154V61H156L155 58H153ZM161 59L162 58H160V60ZM150 60L148 59L147 63H149ZM162 60H161V62H162ZM188 60H190V59H188ZM151 61L154 62L153 60H151ZM193 61L194 60H192L191 62H193ZM147 63H146V65H147ZM157 63H160V62L157 61ZM157 63H156V66L161 65V64H157ZM184 63H185L186 66H188L187 62H184ZM150 64H151V62H150ZM153 65H154V63H153ZM150 66H152V65H150ZM199 70H201V69H199ZM166 75L165 76L161 75L162 76L161 78L165 79L167 77ZM145 76H146V74H145ZM156 76H159V74H157ZM157 80H154V81L158 82ZM164 81H166V80H164ZM160 82L161 81H159V83ZM187 82H189V81H187ZM192 83L197 85L195 80ZM147 84H149V87H148ZM177 84H178V82H177ZM193 84H192V86H194ZM198 84H200V83H198ZM187 85H189V84H187ZM211 85H212V87H211ZM215 85H216V82L214 80L213 81L210 80L207 84H203L202 83V84L198 85L200 87L199 91L196 90L197 87L195 88V90L197 92H199L198 94L203 93V94H205V98L207 96L210 97V99L207 102L206 106H203L202 108L199 107L202 111H204L203 114L200 116V118L202 117L203 120H200V122H203V124H205L207 122L204 123V119L206 121H208V123L205 124V125H209L210 121H212V122L214 121L215 124L212 123V122L211 123L216 126V121L218 122V120L215 119L214 116L210 115V112L212 111V109L215 110V107H216L215 106V101H218V97H221V96H218V91H217L218 87H217V85L216 86ZM213 86L216 87V88H213ZM175 87L177 89H175ZM81 88H80V90L83 89V88L82 89ZM212 88L215 89V90H212ZM148 89H150V90H148ZM182 89L183 88H181V90ZM85 90L83 89L80 92H84L83 95H85V94H87V93H85ZM158 90H160V89H158ZM203 90H205V93L203 92ZM151 92H153V89L151 90ZM184 92H185V95H186L187 93H186L185 90H184ZM174 93H176V92H174ZM180 93L183 94L182 91ZM234 93L235 94H231L228 97H224V98H228V99L225 100V102L224 101L223 102L225 104H229V108H230L231 105H234L235 103H236V106H238V104L236 102V99H238V98L237 97L235 98V96L237 95V92H235V90H234ZM238 93H239V91H238ZM86 96H88V95H86ZM240 96H241V94H240ZM81 97H82V95H81ZM183 97H184V95H183ZM90 98H92V97H90ZM75 99H76L75 101L77 102L78 99L77 98H75ZM164 99H161V100H164ZM83 100H84V102H83ZM92 100L93 99H91V102H93V104H94L95 101H92ZM147 100L148 99H146V101ZM175 100H177V103L175 102ZM181 100H182L184 105H181L180 109H176V108H175L176 110L173 109L174 107L178 108L180 103H182ZM190 101H192L193 103L190 102ZM79 102H82L81 104H86L84 97ZM76 104H78V102ZM99 104L101 106V102ZM175 104L176 105L178 104V105L174 106ZM216 104H217V102H216ZM29 105H27V106H29ZM196 105L197 104H195V106H193V107H196ZM219 105H221V104H219ZM222 105H223V103H222ZM107 106H109V105L107 104ZM217 106H218V104H217ZM217 108L219 110L222 107L219 108V106H218ZM240 108L243 109L244 107H240ZM171 109H173L174 112L171 113V111H172ZM9 110H10V108H9ZM126 110H124L123 112L126 113L127 112ZM226 110H227L226 115L222 114L225 117H221L220 115H215V116H218V117L220 116L219 118H222V119L226 118L225 121H227L228 120L227 116H229L231 114V112L228 114V108H226ZM226 110H224V112H226ZM238 110H240V109L238 108ZM15 111H17V110H15ZM168 111H170V112H168ZM192 111H190L188 113H191ZM196 111H197V109H196ZM229 111H230V109H229ZM20 112H22V111L20 110ZM205 112H206V115H204ZM216 112L217 111L215 110L214 113H216ZM222 112H223V109L218 111V113H222ZM241 112H246V111H240L239 113H241ZM169 113H171V114H169ZM248 113H250V112H248ZM197 114L198 113L196 112V115ZM241 114H243V113H241ZM245 114H246L245 116L247 118L246 119L247 121L244 119L245 116L241 117V118H243L242 121L243 120L246 121V124H248L249 121H250V119H248V117H250L252 120L256 119L254 121L260 120V118L257 119L258 117H254L255 115L254 116L251 115V114L247 115V112ZM252 114H254V112H252ZM184 117L187 119V122L185 121L186 119H184ZM127 118H128V115H127ZM231 118H232V115H231V117L229 119H231ZM183 119H184V121H183ZM222 119H219V121L222 120ZM232 119H234V121ZM232 119H231L233 121L232 125H234V122H238V120H236L235 118H232ZM240 119H239V124L241 122ZM231 120H230V122L232 123ZM252 120H251V122H252ZM138 121H140V120H138ZM26 122L27 121H25V123ZM174 122L176 124H174ZM251 122H250V126H252V124H255V123H253V122L251 123ZM36 123H38V122H36ZM36 123L33 124L32 126H28L29 124L27 122L26 123V124H28L27 127L25 125L24 126L25 128H23V129H25L26 131L29 130L31 132V134H34V132H32L31 129L33 127L39 126V123L37 125H36ZM181 123H185V125H184L185 128L182 127L183 124H181ZM223 123L224 122H222V123L218 122L217 124H219V125L222 124V126H220V128L218 126H216V128H215V126H214L215 129H217V127H218L217 130H215V129L214 130L217 131V132L219 130H222L223 129ZM228 124H229V122H228ZM243 124H241V125H243ZM246 124H244L245 125L244 127H246ZM258 124H259V126L261 125V127H262L263 126L262 124H264V123H261V124L258 123ZM197 125H200V123L197 124ZM211 125H209V126H211ZM235 126L236 125H234V129L237 128ZM224 127L228 128L225 125H224ZM238 127H240V125ZM256 127H258L257 124H256V126L254 128H256ZM26 128H28V130ZM182 128H184L183 129V133L186 134V135L181 134L180 132H178V131H181ZM241 128H242V126L240 127V129ZM246 128H244V129L246 130ZM35 129L36 128H33L34 131H38V130H35ZM234 129L231 131L232 133H233ZM238 129L235 132L238 133ZM226 130L227 129H225V131ZM252 130H253V127H252ZM260 130H261V132H264L263 128H261ZM211 131L213 132V130H211ZM215 131H214V133H215ZM247 131H249V130H247ZM255 131H256V129H255ZM30 132H28V133L30 134ZM221 132L223 133V131H221ZM240 132L239 133L242 134V131H240ZM245 132H243V133H245ZM210 133L211 132L209 131V134ZM228 133H230V132H228ZM228 133L224 132V134H222L220 137H223V136L225 137ZM237 133L235 134V136L237 135ZM260 133L258 135H260V136L264 135V133L263 134H260ZM31 134H30V136H32ZM240 134L238 136H240ZM245 135H246V133L244 134V136ZM34 136H32V138L28 137L29 140L31 139L30 141L28 140V142H31L34 145L33 147H30L32 150H34V152L32 154L33 158H35L38 155L39 149H41L37 145L42 146V148H47V146L49 145V142H48V145H46L47 143L43 144L42 140L40 141V140L37 139L38 137L35 138ZM204 136H205V132H204V135L201 136L202 139H200V140L198 139L199 140V144L197 146H199V147H197V148H199V149L197 150V148H196V151L197 152H201L203 150L206 151L207 153L206 152L204 153V151H203V155H201V156H203L204 159L208 161L209 160L208 158H210V156H209L207 150H209L211 148L213 151L214 150L216 151L217 147L215 149H213L212 147H214V146L211 147L209 145L210 147H207L208 145H205L206 146L205 147L203 145L204 144H211V140H213L214 138L216 140L217 137L213 138V136H215V135H213L212 139H208L207 134H206L207 138L204 137ZM242 136H243V134H242ZM242 136H240V137H242ZM251 136H252L251 139H253V133H252ZM254 136H256V135H254ZM262 137L260 138L261 139L260 142L264 141V139L262 140ZM17 138L18 137H16L15 139H17ZM229 138H230V136H228L227 140ZM203 139H206L207 143H206V141L205 142L201 141ZM220 139L221 138H219V140H218L219 142H220ZM225 139H226V137L224 138V141H226ZM237 140L240 141V138H238ZM241 140H244V139H241ZM254 140H252V141H254L256 143V141H259V138H257V140L256 139H254ZM209 141H210V143H209ZM218 141L216 140L215 142L219 144ZM12 142H14V141H12ZM12 142H8L6 144V146H1V148H0V264H124V263L129 264L130 263L129 260H132V257H135V255L133 256L134 253H136V255H137V253L139 251H140V253H142L141 252L142 247H144L143 248L144 250H142V251H144L143 255L142 254L140 256L138 255L139 256L138 259L136 258V260H138V262L140 264H184L185 263V262H183V260L186 259L185 256H183L184 259H182L181 257H178L177 256L178 254H176L174 252H167L166 253V250H169L167 248L166 249L163 248V250H160V248H159L158 250L163 251L164 254H162V253H160L161 255L160 254H156V253H158V251L156 250L157 249L156 246L158 247V246H160V244L162 245L163 242L162 241H158V240H154L156 238H154L153 234L152 235L150 234L149 236L153 237L154 242H153L152 239H150L152 241L151 242L147 238H146L147 240L146 239H142L144 236H140V237H142V238H140L141 239L140 241L142 242L144 240L145 242L143 241L140 245H138V247H139L138 250L139 251L137 250L138 247L136 248V250L138 252L135 251V249L133 250L134 253L132 252L131 258H127L126 255L123 254V252L122 253H118V254H115L116 253L115 252L114 253L115 255L110 254V253L114 252L113 249H110V247H112L110 245H113L114 243H116V244L119 243L121 245L122 243H120V242H123V241L119 242V239L118 240H116V239L113 240L112 239L113 241L112 240H105V236L106 235L108 237L111 236V238H113V236H118L120 234V232H122L121 230L118 232L119 234L117 232H113V231H118L117 227H119V229H122L120 227L121 224L119 226V222H121L122 219L120 217L121 212L119 214L120 219L117 218L118 217L117 213H119L118 211H120V210L117 211L118 208L114 210V208H116L117 206L119 207V204H116L117 206L115 205L116 207H114L112 205H113V203H116V202H113V200L111 201V199H110L111 196L110 195L103 194V196H101L102 193H106L108 190L105 191L106 190V188H105V190H104L105 192H103V189H104L103 187H101V188H103L102 190H98V187H100L101 184H99V182H98L97 184L99 186L97 187V184L91 183V180H93V179H91V180L89 179V181H88L87 178H89V177L85 178V179H87V181L85 180L86 182L84 180H83V182L81 181L82 184L84 182L86 184L82 185L81 182H80L79 184L82 185V186L78 187L79 186L78 185L77 186L78 188L75 187V186H74L75 188L70 186L72 188L68 187V189L64 188L62 190L57 189V191H53V190L47 189L45 186H47V184L50 182V178H51L53 172H49L47 174L45 172L44 168L42 167V169L40 170L37 167L36 163H27L25 161H24L25 163L23 161H22L23 162L22 163L21 161H18V162H21V163L15 162V164H12L11 162L12 161H16L15 159H13L11 162L9 161V163L5 162V161L8 160L7 158H6L7 160L4 159V157L6 156L7 150H9L10 148L11 149H15V147H16V146H14L16 142H14V145L12 144ZM244 142L245 141H243V143ZM246 142L249 143V140H246ZM260 142H257V143H259L258 146H261ZM10 143H11V146H10ZM216 143H215V146H218V145H216ZM243 143L240 142V145L244 146V145L247 144V143L246 144H243ZM22 144H24V143H22ZM22 144H20V145L22 146ZM261 144L263 145L264 142L261 143ZM20 145H17V146L21 147ZM234 145H235V143H234ZM255 145L253 147L251 145L250 147L257 148V144H255ZM246 146L248 147V144ZM246 146H244V148H246ZM18 147L16 149H18ZM34 147H35V149H33ZM242 147L240 148L241 150L244 149ZM250 147H249V151H251V152L248 151V153H247V151L245 150V152L247 154H249V155H250V153L253 152L252 150H250ZM257 150H259V149H257ZM26 151H27V149L25 150V152ZM261 151H260V153H261ZM30 152H32V151H30ZM214 152H213V154H214ZM257 152L258 151L253 152V153H257ZM23 153H24V151L22 153L19 152V156H21V158H23V156H22ZM260 153H258V154H260ZM197 154H199V153H197ZM205 154H207L209 157L207 155L205 156ZM213 154H211V152H210L211 157L212 156L215 157L216 154L215 155H213ZM256 155L257 154H255L254 157L258 158L259 155L258 156H256ZM260 155L262 157V153ZM25 158H27V157H24V160H25ZM9 159H10V157H9ZM36 159L39 160L38 158H36ZM252 159H254V158H252ZM249 161H251V160H249ZM262 161H259V164L260 163L263 164ZM227 162L226 163H190V165H197L196 167L198 169H200L201 172L205 173L207 175V177H209V179L211 180L212 184H214L213 185L214 188L220 194L222 193V191L225 194H226V192H227V194H228V192H230V194L232 192H235L233 194L235 197L230 196V198L231 197L233 198V199L231 198L229 200V202H228V204H229L233 200V202H231L229 204L230 206H227L225 204L226 210L228 208L227 212L224 211L225 208L223 206H222L221 212H222L223 216H225L229 220L232 219L234 221V223H235V225H234L233 221H231L232 224H233V228L235 227L236 234L238 233V239L237 240L240 242L242 247H244L243 250H242L243 251V257L242 258H236V259L232 260V259H230V258H228L227 256L224 255L222 257V260H220V261H218L216 263H213V264H264V207H260V206L258 207L257 205H259L258 204L259 202H255L257 199H261L260 197H264V195H262L260 193L263 190V187H261L258 184L260 179H262V176L259 175L258 179H256V182H255V179H251L253 182H249L248 181V182H246V184H244V186L241 187L242 183H244L243 181L244 180L247 181L248 178H246L247 176L245 177V179L243 178L244 175H241V174L242 173L245 174V173L242 171L243 169L240 170L239 165L245 166L247 164L246 163L247 161L245 162L246 163L245 165H242L244 163H242V164L239 163V165H237V167H238L237 169H235L236 166H234L235 168H233V170L240 174L239 175L238 173H232L231 172V174L234 176V178H236V181H237V179L238 180H243L244 179L243 181H241V184L239 185L241 187V190H242V192L240 190V193L243 194V192L245 193L246 190L248 191V193H250V194H245V195L239 196L240 194L236 193V192H238V191H236V188H238L237 185L239 184V182H237V184H236L235 179L233 177H231L234 181H232L233 183H230L232 179L229 178L230 176L228 177L227 175L228 174L231 175L230 174L231 170H229V167L228 168L226 167V165L233 167L232 164L235 163V162L237 163L238 161H235L232 164L228 162L229 165L227 164ZM249 163H251V162H249ZM256 164H257V166L262 167V165H259L258 163H255V165ZM248 166H249V168L252 167V168L248 169V171L251 172V169H253L254 165L250 166V164H248ZM248 166L247 167L245 166V167L248 168ZM263 166H264V164H263ZM258 168L255 166V170H257V172H261L262 169H260V168L258 169ZM92 170L95 171L94 169H92ZM227 170L229 172H227ZM215 173L217 175H215ZM255 173H256V171H255ZM91 174L94 175L93 173H91ZM95 174L96 175H98V174L100 175V173H95ZM213 175H215V177ZM218 175L219 176L224 175V176L228 177L230 182L228 181V182H226V184L223 183L224 185H222V187H221L222 183L220 185H217V184H219V182L218 181H214L213 178H215V179L217 178L216 180H219L218 179L219 178ZM249 175L251 177L252 174H249ZM224 176H222V177L224 179H226V177H224ZM239 176L240 177L242 176V178H239ZM25 177H26V179H25ZM103 177H100L101 178L100 181L103 180L102 179ZM108 177H104V178H106V179H104V180H106V182H107V180L110 181V179H107ZM253 177L256 178V175L253 176ZM22 179H24L25 183H30V185L34 184V185L43 186L42 188H40L41 186L40 187L36 186V189H35V191L38 192L39 191L38 188H40L39 192L42 195L38 196L36 198L33 197V195L30 196V198L26 197L25 195H20L19 191H17V189H18V185L17 184L20 183ZM95 179H96V177H95ZM262 181H264V179ZM89 182L92 185L94 184V186L96 185L97 188H95L94 186L93 187L90 186L91 184H89ZM93 182H97V181H93ZM216 182H218V183H216ZM254 183H257V185L262 188V190L260 189V192L255 190V189L259 188V187H254V186H257V185H254ZM260 183H261V181H260ZM102 184L104 185V181H103ZM251 184H252L253 187H251ZM245 185H250V186H246L245 187ZM89 186H90V188L92 187V188L96 189V190L94 189V192H92L93 189L91 188L92 189V190H90L91 191V193H90L91 195H89V192L87 191ZM34 187H32V188H34ZM248 188H252V189L248 190ZM75 189H76V193H77L76 195L72 194L73 192H75ZM35 191L32 189V192H35ZM78 191H80V193H78ZM99 191L102 192V193H100ZM252 192L253 193L258 192L262 196L258 195L260 197L257 198V194H255V196H256V198H255V197H253V193ZM262 192L264 193V191H262ZM92 193H94V194H92ZM86 194H88L91 197H92V195L96 196L95 194H97V196H101L100 199H102V200H98L96 198L97 197L96 196L95 197L96 201H94V200H92L93 197L90 198ZM81 196H82V198H79V199H82V201L80 200V202L81 203L83 202V205L80 204L81 205V208H80V207H78L79 206L78 205V197H81ZM85 196H87L88 199L85 198V200H83ZM104 196H106L107 199H105ZM108 196H110V198H108ZM222 196H224V195H222ZM237 196H239V197H237ZM245 196L246 197L248 196L247 200H246ZM250 197H252L255 201L253 199H250ZM234 198H240V200H241L240 203L242 205L240 203L239 204L237 203V201L239 199L236 200ZM75 199H76L77 202L75 201ZM234 200H236V201H234ZM99 201H101V202H99ZM252 201H253V203H252ZM97 202H99V203H97ZM111 202H113V203L111 204ZM221 202H224V201H221ZM225 202H226V200H225ZM244 202H247V203L245 204ZM251 203H252V205H250ZM255 203H257V204L253 205ZM261 203L264 204L263 202H261ZM108 206H110V207H108ZM76 209L78 211H76ZM102 210H107L106 212H107V214H110L109 216H111V214H112L111 212H112V210H114V212H113L114 214L113 215L116 214L115 218H117V220H119V221H117L118 225L116 227H114V229H113L112 221L115 220V219H112V220L110 219L111 221L109 220V222L106 221L108 223L103 221L107 225L105 223L101 222L98 219V221L96 220L98 222V225H97V222L95 221V219L98 218L97 217L98 215L100 216ZM74 211H75V213H74ZM108 211H110V213ZM115 211H117V213ZM121 211H124L125 213H127L125 210H121ZM127 211H131V210L128 209ZM76 212H78V213H76ZM131 213H133V212L132 211L130 212L131 217H133L134 215L131 214ZM135 213L136 212H134V214ZM107 214L104 217L108 220L110 217L107 218L106 217V216H108ZM122 214H123V212H122ZM113 215L111 216L112 218H114ZM123 215H124V217H126L125 214H123ZM104 217H103V219H104ZM134 218L136 219V216H134ZM106 219H104V220H106ZM127 221L129 222V218H128ZM130 221H132L134 225L136 224L134 222V219H131ZM138 222H140V221L138 220L137 223ZM101 223H103L105 225H103ZM114 223H115V221H114ZM129 223H131V222H129ZM129 223L128 224L124 223V224H125V226L126 225L128 226ZM133 224H132V226H133ZM141 225H143V224H141ZM74 226H76V227L74 228ZM125 226L123 225V228H125ZM135 226L137 227V229L141 228V227L140 228L138 227V226H140V224H137ZM135 226H133V227L136 228ZM104 229L107 230L108 233H107V231L103 232ZM112 229H113V231H112L113 235H111V232H110V230H112ZM132 229L133 228H131V231L129 229V232H132L131 236L133 235V231H135V230H136V233L138 235L144 234L142 232H138L137 229H135V230H132ZM76 230H78V232L80 234H77V236H76L77 240L75 239L76 240L75 241L74 240V233L76 232ZM143 230L144 229H142V231ZM189 231H190V229H189ZM156 232H158V231L156 230ZM109 233H110V235H109ZM140 233H142V234H140ZM81 234H82V237L80 238ZM116 234H118V235H116ZM148 234H149V231H148ZM123 235L124 234H121V236H119V237H124ZM128 235H129V233L125 234V236H127V238H129V236H130V235L129 236ZM147 236L148 235H146L145 237H147ZM108 237H107V239H108ZM158 237H160V236H158ZM82 238H83V240H80V242H79V239H82ZM114 238H116V237H114ZM124 239H125V237H124ZM159 240H161V239H159ZM178 240L176 242H178ZM116 241H118V242H116ZM146 241H149L150 243L148 245H145V244H147ZM156 241H158V243L159 242H161V243H159L158 245H156V244L154 245V243H157ZM183 241H184V238H183ZM82 242L85 243V245ZM103 242L104 243L108 242L109 245L107 243L104 245ZM109 242H111L113 244H111ZM124 242L122 244L123 246L126 243V242L125 243ZM151 243L153 245H150ZM177 244L180 246L182 243L180 244L178 242ZM106 245H108L110 247H108ZM174 245L175 244H173L171 246V248ZM146 246H148V247L150 246L149 248H152V246H153V249H155L154 252L155 251H157V252L154 253L153 249H150V251H152L153 253L151 252V254H148V252H150V251H148L149 249ZM105 247H106V249L107 248H109V249L106 251ZM114 247H115V244H114ZM118 247L119 246H117L114 249H117ZM128 247H132V244H130ZM164 247H166V246H164ZM204 247H205V245H204ZM123 248H124V251L126 250V252L128 254L129 252L127 251V249H125L126 247L124 246ZM182 248H183V246H182ZM129 250L131 252V248ZM175 250H178V249L176 248ZM105 251L107 252L106 254H105ZM115 251L121 252V251H123V249L122 250L118 249V250H115ZM108 252H109V254H108ZM140 253H138V254H140ZM123 255L126 257L125 260H123L124 259L122 257ZM179 255H180V253H179ZM181 255H183V253ZM187 255H188V253H187ZM191 257H192V255H191ZM126 259H129V260L126 261ZM187 259H191V260H189L190 261L189 263H188V260H185V261H187L186 264H190L191 261H192V258H188L187 257ZM194 260L195 259H193V261ZM120 261H122L123 263H119ZM132 264H138V263L134 262V260H133ZM194 264H207V263L195 262Z\"/></svg>",
    "mask_w": 264,
    "mask_h": 264
}]
</instances>
